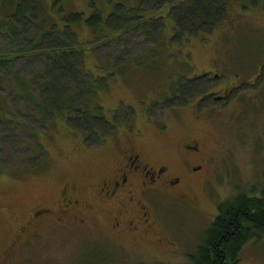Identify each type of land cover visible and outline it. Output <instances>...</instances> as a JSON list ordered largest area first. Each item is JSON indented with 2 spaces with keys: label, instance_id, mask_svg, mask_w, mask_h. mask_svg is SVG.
<instances>
[{
  "label": "rangeland",
  "instance_id": "1",
  "mask_svg": "<svg viewBox=\"0 0 264 264\" xmlns=\"http://www.w3.org/2000/svg\"><path fill=\"white\" fill-rule=\"evenodd\" d=\"M40 1L60 31L69 25L75 33L69 60L80 49L86 53L73 66L84 77L81 85L70 81V95L85 91L86 82L95 92L86 121L75 111L78 103L73 117L65 110L46 116L17 91L46 88L57 54L44 48L58 41L36 46L41 55L17 58L8 73L0 64V264H191L189 255L218 206L264 179V0H230L221 27L198 35L180 33L170 16L171 7L186 0ZM115 8L110 22L121 26L129 18L124 30L106 29ZM74 12L85 16L72 21ZM100 14L107 37H94L84 20ZM33 38L25 33L16 47ZM198 138L210 142L207 161L195 178L184 177L174 188L183 185L180 200L163 190L138 193L152 212L151 226L131 228L132 204L124 216V205L102 201L98 186L130 152L175 172L184 165L183 143ZM65 185L79 190L81 207L35 217L37 209L57 206ZM118 224L124 229H115ZM242 264H264V236L245 247Z\"/></svg>",
  "mask_w": 264,
  "mask_h": 264
},
{
  "label": "trees",
  "instance_id": "2",
  "mask_svg": "<svg viewBox=\"0 0 264 264\" xmlns=\"http://www.w3.org/2000/svg\"><path fill=\"white\" fill-rule=\"evenodd\" d=\"M259 1L253 0L252 2L256 5ZM185 2L181 7H171L170 16L175 19L180 33H190L191 35L195 34V32H197V35L204 32H212L216 27L220 28L221 24L227 20L226 18L230 12L229 6H231L230 0H186ZM89 3L91 6L92 1ZM245 9L246 7H244ZM117 12L118 8H115L105 19L106 29L124 30V20L129 18L123 19L121 26H116L113 22H110L111 17L116 15ZM46 14L40 0H0V64L8 73L9 66L17 58L23 55H41L43 52L38 53V51L34 50L36 46L58 41L57 47L44 48V51L53 52L54 55L57 54L54 56L57 60L55 66L48 71L52 80L46 84V88L36 94L30 93V90L24 86L17 89V91L23 92V96L30 101L29 105L35 108L37 113L43 110L46 116L59 114L61 110H65L68 113V117L70 114L73 117L74 114L71 111V107H74V103H78L74 107L75 111H79L77 112L78 115H82L87 121L89 119L87 117L88 114L83 112H88L87 109L90 106L92 94L95 92L93 90L94 84L91 83L90 85L86 82L84 85L86 93L89 92L86 99L83 97L85 91H79L77 96H71L69 91V83L73 79H76L78 85H81V77L84 76L74 70L73 66H75V63H83L86 53L82 49H77L81 55L75 59V47L72 45L73 42L69 36L70 31L72 32V27L65 25L62 30L64 35H61V37V27L54 24L51 19L49 20ZM84 16L83 12L70 14L72 21H80ZM93 17L95 18L93 21L89 17L84 18L86 26L90 28L94 37L101 34L104 35V32H102L103 25L101 24L103 23L102 15ZM38 18H41L40 23L36 22ZM29 31L33 32L34 37L30 41V45L23 49L16 47L20 42L23 44L24 41L22 40L25 38V33ZM72 33L75 34L74 32ZM16 34L18 35L16 36ZM21 34L24 35L22 38H20ZM3 37L7 38L6 43L1 41ZM71 54L74 55V61L69 60ZM194 85H192V89L195 87ZM45 115L39 116L38 120H44ZM93 126L94 123L88 121L87 127L90 132L96 130ZM163 192H167L171 196V193L174 195V192L170 190ZM138 197L136 196L132 200L141 207L140 203H138L140 202ZM176 198L180 200L179 197ZM144 199L146 202H150L146 196ZM148 225L151 226L152 224L149 222ZM263 236L264 179L262 184L257 183L249 186L218 206L217 216L213 222H210L209 227L201 235L195 250L189 255L190 262L191 264H242V253L245 247ZM110 255L111 260H113V255ZM114 260L116 261V259ZM115 261L113 264H118Z\"/></svg>",
  "mask_w": 264,
  "mask_h": 264
},
{
  "label": "flooded vegetation",
  "instance_id": "3",
  "mask_svg": "<svg viewBox=\"0 0 264 264\" xmlns=\"http://www.w3.org/2000/svg\"><path fill=\"white\" fill-rule=\"evenodd\" d=\"M229 93L226 92L221 99H226ZM210 142H206L198 139H193L190 143L184 142L183 149L185 152V161L183 168L179 171L172 172V168L168 163H163L160 165H154L147 162L142 158L140 153L130 152L128 156L123 161L119 162V165L115 169L114 173L104 180L100 186H98V194L102 196V201L106 204H118V206L124 205V216L130 215L131 209H127L128 203L132 204L136 213L131 219L128 220V224L133 227V229H139V224H149L152 212L148 211L145 205L140 203L135 204L132 199L138 197V193L146 190H163V191H173L174 196L178 197L181 191H176L174 188L180 184L184 177L188 179H193L198 174L199 170H202L204 163L207 161V157L204 156V151L206 150V145ZM191 153V154H190ZM201 155L197 158L198 154ZM209 159V155H208ZM122 160V158H121ZM121 163V164H120ZM129 196H131L129 198ZM79 190L69 189L66 185L58 193L57 206L51 207L46 205L41 209H37L34 212L35 217H39L42 212L46 210L62 212L65 210H70L73 207L80 206ZM66 207V208H65ZM81 207V206H80ZM60 208H64L63 210ZM79 210H81L79 208ZM120 214H122L120 209ZM74 220V219H73ZM118 230L124 229L122 225H116ZM27 225L22 226V232L27 231Z\"/></svg>",
  "mask_w": 264,
  "mask_h": 264
},
{
  "label": "bare ground",
  "instance_id": "4",
  "mask_svg": "<svg viewBox=\"0 0 264 264\" xmlns=\"http://www.w3.org/2000/svg\"><path fill=\"white\" fill-rule=\"evenodd\" d=\"M128 4V3H127ZM128 6V5H127ZM17 7V6H16ZM136 9V8H135ZM28 15V14H27ZM29 17V16H28ZM13 20V19H12ZM15 24V23H14ZM17 27V26H16ZM21 30V29H20ZM199 30V29H198ZM62 37V36H61ZM10 115V114H9Z\"/></svg>",
  "mask_w": 264,
  "mask_h": 264
}]
</instances>
